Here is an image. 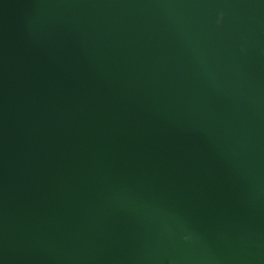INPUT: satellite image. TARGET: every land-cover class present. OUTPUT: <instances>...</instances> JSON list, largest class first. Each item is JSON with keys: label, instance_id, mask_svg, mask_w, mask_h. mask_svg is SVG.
<instances>
[{"label": "water", "instance_id": "water-1", "mask_svg": "<svg viewBox=\"0 0 264 264\" xmlns=\"http://www.w3.org/2000/svg\"><path fill=\"white\" fill-rule=\"evenodd\" d=\"M0 264H264V0H0Z\"/></svg>", "mask_w": 264, "mask_h": 264}]
</instances>
